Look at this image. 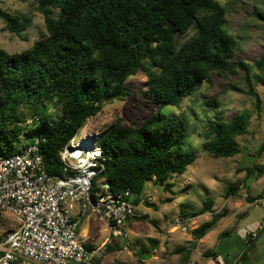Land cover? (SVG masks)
<instances>
[{
	"label": "trees",
	"instance_id": "16d2710c",
	"mask_svg": "<svg viewBox=\"0 0 264 264\" xmlns=\"http://www.w3.org/2000/svg\"><path fill=\"white\" fill-rule=\"evenodd\" d=\"M36 1L46 33L21 53L0 49V155L20 153L39 140L51 176L64 175L62 149L102 111L105 102L127 96V81L139 72L145 74L149 93L160 107H180L211 81L214 72L249 74L248 64L233 61L237 41L225 30L226 11L217 0ZM0 19L4 30L26 40L23 33L28 20L1 7ZM254 65L264 70V55ZM254 80L264 86V76L255 75ZM249 94L260 103L252 88ZM207 104L218 106L216 100ZM248 126L246 112L230 121L222 117L208 121L202 150L215 158L240 154L236 138ZM189 127L186 118L160 111L141 124L126 126L121 120L111 124L98 138L106 169L93 182V198L105 191L112 195L129 191L132 203L140 206L149 182L175 195L170 181L196 161L194 151L186 145ZM24 137L30 140L22 145ZM263 151L264 146L258 153ZM246 169L250 174L254 170L264 173L258 167ZM237 191L230 186L226 196ZM212 205L207 200L192 215L211 214L209 221L191 232L192 248L225 217L224 211L217 212ZM255 238L253 233L247 236L250 246L241 261L255 245ZM112 243L106 244V250ZM206 256L219 258L216 252Z\"/></svg>",
	"mask_w": 264,
	"mask_h": 264
},
{
	"label": "rangeland",
	"instance_id": "374dc122",
	"mask_svg": "<svg viewBox=\"0 0 264 264\" xmlns=\"http://www.w3.org/2000/svg\"><path fill=\"white\" fill-rule=\"evenodd\" d=\"M217 1L226 11L225 30L237 41L233 61L248 64L249 74L239 71L236 75L223 76L214 72L211 81L204 83L180 107H160L149 93L145 74L139 72L127 81L128 95L105 102L102 111L86 122L85 129L99 138L117 120L126 126L137 125L157 111L166 116L186 118L190 123L186 145L194 151L196 161L182 176H175L170 181L179 202V207L174 210L179 212L180 208V211L190 215L184 217L180 214V218H190L186 225L190 223L191 229L207 221L203 215L192 216L203 209L205 201L210 200L217 212H225V217L210 232L207 241L199 245L201 252H216L220 258H201V264L208 261H211L208 264H264V228L258 230L264 219V173L254 170L250 174L246 169L258 167L264 171V151L258 153L264 146V86L254 80L255 75L264 76V70L254 65L264 55V20L260 16L264 15V0ZM0 7L24 21L28 20L27 30L23 33L26 40H23L4 30L5 24L0 19V49L10 54L21 53L46 33L44 17L38 10L36 0H0ZM251 88L258 94L259 104L249 94ZM211 100H216L218 106L206 105ZM242 112L248 113L249 126L245 134L236 138L242 150L240 154L215 158L202 150L208 121L217 117L230 121L234 115ZM28 124H32L30 117ZM29 140V137H24L22 145ZM230 186L238 188V191L236 195L227 197L226 191ZM158 193L163 196L160 187L155 192ZM171 207L174 208L173 205ZM3 223L9 229L17 228L11 219H4ZM103 223L98 224L102 229ZM244 229L248 234L252 233L250 229L254 230V236L259 233V237L245 260L241 261L240 257L250 246ZM188 231L191 232L190 229Z\"/></svg>",
	"mask_w": 264,
	"mask_h": 264
},
{
	"label": "built area",
	"instance_id": "2783aa9c",
	"mask_svg": "<svg viewBox=\"0 0 264 264\" xmlns=\"http://www.w3.org/2000/svg\"><path fill=\"white\" fill-rule=\"evenodd\" d=\"M78 135L60 153L63 176L48 174L39 140L20 153L0 155V228L8 216L17 224L0 230V264L84 263L90 251L80 235L75 206L81 216L93 213L107 222L120 239L128 222L150 216L145 206L132 203L129 191H105L93 198V182L105 171L106 158L98 137L85 126Z\"/></svg>",
	"mask_w": 264,
	"mask_h": 264
},
{
	"label": "crops",
	"instance_id": "0c3cea01",
	"mask_svg": "<svg viewBox=\"0 0 264 264\" xmlns=\"http://www.w3.org/2000/svg\"><path fill=\"white\" fill-rule=\"evenodd\" d=\"M158 187L163 190L162 185L155 182L146 184L140 205L148 209L149 219L128 222L124 227V237L122 239L115 237L111 239L113 237L112 230L107 222L93 213L81 216L79 207L75 206L73 213L80 220L79 232L90 251L89 259L81 264H201V258H211L204 255L210 251L201 252L199 249V245L207 241L211 231L198 242L195 248H192L191 244L194 238L191 232L194 229L190 228V223L186 225L190 218H180V214L184 217L189 214L180 211V208L179 212H175L174 209L179 207V202L175 198L176 194L173 195L164 190L163 196L160 193L155 194ZM147 198L151 199L148 203L145 201ZM168 198L171 201L165 202ZM203 216L206 217L207 221L211 219L210 213ZM5 219L14 221L9 216ZM150 220L154 221L156 225L150 223ZM99 222H104L103 229L98 226ZM3 229H9L7 224H3ZM189 229L191 232L188 231ZM258 230H261L259 226ZM249 231L255 232L251 229ZM244 232H246L245 229ZM247 235L249 234L247 233ZM253 235L255 234L253 233ZM258 237L259 233L256 235L255 240ZM109 242H113L112 246L109 250H106L105 246ZM186 249H190L192 252L187 254ZM210 262L208 261L206 264Z\"/></svg>",
	"mask_w": 264,
	"mask_h": 264
},
{
	"label": "water",
	"instance_id": "95a60500",
	"mask_svg": "<svg viewBox=\"0 0 264 264\" xmlns=\"http://www.w3.org/2000/svg\"><path fill=\"white\" fill-rule=\"evenodd\" d=\"M107 188H109V184H104Z\"/></svg>",
	"mask_w": 264,
	"mask_h": 264
}]
</instances>
